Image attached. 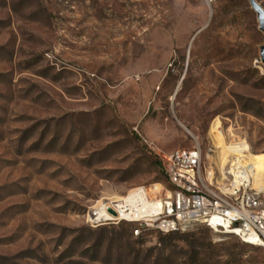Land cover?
<instances>
[{"label":"rangeland","instance_id":"obj_1","mask_svg":"<svg viewBox=\"0 0 264 264\" xmlns=\"http://www.w3.org/2000/svg\"><path fill=\"white\" fill-rule=\"evenodd\" d=\"M262 48L250 0H0V264H264L203 225L90 220L165 196L177 150L218 184L263 163Z\"/></svg>","mask_w":264,"mask_h":264},{"label":"built area","instance_id":"obj_2","mask_svg":"<svg viewBox=\"0 0 264 264\" xmlns=\"http://www.w3.org/2000/svg\"><path fill=\"white\" fill-rule=\"evenodd\" d=\"M254 172L250 163L236 161L230 165L226 172L229 180L219 184L224 186L222 194L233 196V205H226L224 201H217V194L209 193V185L218 183L212 172H204L200 148L177 150L165 162V174L172 179L175 198H168L166 194L158 197L157 188L163 190L160 185L153 186V192L145 187L137 188L131 197L101 202L99 208L93 209L91 225L98 222L116 225L121 223V217H130V224L137 226L135 237L136 230H144V225L168 235L188 228V225L164 223L168 211H179L181 216L209 215V222H203L205 227L206 223H212V217H223L228 229L242 234L244 241L252 242L254 247L264 248V216L255 215V208L264 207V202L250 197V189L255 187ZM194 176L203 177L205 190L194 188Z\"/></svg>","mask_w":264,"mask_h":264},{"label":"bare ground","instance_id":"obj_3","mask_svg":"<svg viewBox=\"0 0 264 264\" xmlns=\"http://www.w3.org/2000/svg\"><path fill=\"white\" fill-rule=\"evenodd\" d=\"M252 162V161H251ZM250 164L255 169L254 183L255 187L250 189V197L256 202H264V162L259 165L255 162ZM166 175V174H165ZM171 189L166 191L168 198H175V189L172 188V179L166 175ZM194 188L196 190H205V182L202 176H194ZM209 193L217 194V201H224L226 205H233V196L224 193V186L219 184H210ZM255 215L264 216V207L255 208ZM130 221V217H123ZM93 221V212L90 215ZM174 223L177 225H188V228L195 225H203V222H209V215L202 217L181 216L179 211H168V215H164V223ZM104 223V222H98ZM206 227L211 231H217L218 234L234 236L246 245L253 246L252 242L244 241V236L240 233H234V230L228 229L223 217H212V223H206ZM156 231L151 225H144V230H136V237H140L143 232ZM254 247V246H253Z\"/></svg>","mask_w":264,"mask_h":264},{"label":"water","instance_id":"obj_4","mask_svg":"<svg viewBox=\"0 0 264 264\" xmlns=\"http://www.w3.org/2000/svg\"><path fill=\"white\" fill-rule=\"evenodd\" d=\"M250 4L254 12L257 14L260 31L264 34V10L255 0H250ZM261 60L264 63V48L261 50ZM109 212L112 213L111 210Z\"/></svg>","mask_w":264,"mask_h":264},{"label":"trees","instance_id":"obj_5","mask_svg":"<svg viewBox=\"0 0 264 264\" xmlns=\"http://www.w3.org/2000/svg\"><path fill=\"white\" fill-rule=\"evenodd\" d=\"M166 176V175H165ZM166 179H167V177H166ZM167 181H168V179H167Z\"/></svg>","mask_w":264,"mask_h":264}]
</instances>
